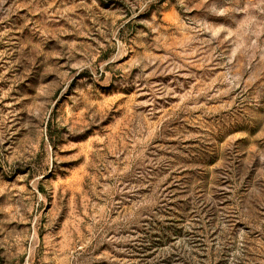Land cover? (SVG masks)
<instances>
[{
    "label": "rangeland",
    "instance_id": "374dc122",
    "mask_svg": "<svg viewBox=\"0 0 264 264\" xmlns=\"http://www.w3.org/2000/svg\"><path fill=\"white\" fill-rule=\"evenodd\" d=\"M0 264H264V0H0Z\"/></svg>",
    "mask_w": 264,
    "mask_h": 264
}]
</instances>
